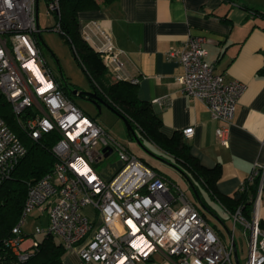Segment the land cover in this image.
<instances>
[{
	"label": "built area",
	"instance_id": "obj_1",
	"mask_svg": "<svg viewBox=\"0 0 264 264\" xmlns=\"http://www.w3.org/2000/svg\"><path fill=\"white\" fill-rule=\"evenodd\" d=\"M44 1L47 14L59 18L60 0ZM38 3L0 0V94L30 141L53 134L49 140L53 165L28 183L20 217L3 241L15 260L26 261L38 245L22 230L25 219L35 212L47 220V227H37L34 233L53 234L66 251L78 256L80 264H239L237 224L247 240L245 264H264L260 226L264 163H256L238 188L244 191L247 183L260 177L249 218L241 207L234 213L223 207L232 220L224 244L177 182L137 158L64 94L38 43ZM55 30L60 32L59 21ZM79 32L100 54L113 78L138 83V78L124 73L125 52L115 46L100 22L88 20ZM207 42L203 36L190 35L167 57L182 65L183 74L177 78L182 93L208 108L219 123L216 138L227 146L228 127L245 86L215 73L214 65L206 61ZM181 133L191 138L194 129L187 127ZM107 149L117 152L121 167L104 181L93 164L106 158ZM27 152L0 117V186Z\"/></svg>",
	"mask_w": 264,
	"mask_h": 264
},
{
	"label": "crops",
	"instance_id": "obj_2",
	"mask_svg": "<svg viewBox=\"0 0 264 264\" xmlns=\"http://www.w3.org/2000/svg\"><path fill=\"white\" fill-rule=\"evenodd\" d=\"M244 6L264 13V0H115L81 13L84 23L100 22L125 52L123 71L138 78V98L152 104L163 134L193 127V136L184 138L190 152L204 167L220 166L216 187L228 196L256 163H264V17ZM190 35L207 39L206 61L214 65L215 73L245 86L228 127L227 146L216 138L219 123L208 108L182 93L177 82L182 65L167 57ZM260 220L264 230V192ZM65 263L80 264L74 252H68Z\"/></svg>",
	"mask_w": 264,
	"mask_h": 264
},
{
	"label": "trees",
	"instance_id": "obj_3",
	"mask_svg": "<svg viewBox=\"0 0 264 264\" xmlns=\"http://www.w3.org/2000/svg\"><path fill=\"white\" fill-rule=\"evenodd\" d=\"M114 1L60 0V16L57 18L60 24V32L69 42L73 57L87 76L91 90L106 102L113 111L128 121L139 139L150 142L159 151L173 159L174 165L181 170V175L201 204L204 205L201 198L202 188H204L213 199L219 201L229 212L234 213L238 207H241L242 214L249 218L251 198L257 192L260 177L253 179L251 183H247L244 191L237 189L231 196L220 194L216 187L220 176V166L215 165L212 168H207L201 165L199 160L190 152V146L185 141L181 131H175L171 136L164 135L161 131V120L154 112L152 104L138 98L137 83L113 78L100 54L93 50L81 37L78 29V14L96 9L100 4L109 5ZM250 12L264 17V13L260 11L250 9ZM37 38L38 43L41 44L40 34L37 35ZM261 71L264 73V69ZM59 80L61 90L72 99L71 90L75 87L66 82L63 75L60 76ZM0 117L19 136L28 149L27 154L17 164L10 178L0 186V264H66L65 258L69 251H66L60 241H56L53 234H45L41 240L37 241V247L24 262L16 261L8 248L3 245L4 239L10 236L12 228L20 217L28 183L35 182L44 176L51 169L54 158L50 151L51 141H49L53 134H43L37 142L30 141L23 129L16 123L11 106L1 94ZM157 172L171 180L164 173ZM202 215L204 216L203 213Z\"/></svg>",
	"mask_w": 264,
	"mask_h": 264
},
{
	"label": "rangeland",
	"instance_id": "obj_4",
	"mask_svg": "<svg viewBox=\"0 0 264 264\" xmlns=\"http://www.w3.org/2000/svg\"><path fill=\"white\" fill-rule=\"evenodd\" d=\"M46 10L45 1L39 0L38 24L40 37L43 42L42 49L53 74L59 78L63 75L66 82L78 90L91 91L90 82L74 59L69 42L61 32L55 30L58 24L57 19L54 18L53 14L48 15ZM81 13L82 12L78 14V19L80 20L78 26L79 31L82 30L84 24L81 19ZM72 99L86 115L90 118L96 119L97 122L108 131L111 137L115 138L118 142L128 148L137 158L156 170L166 174L171 180L177 182L185 192L186 196L203 210L208 224L216 235L224 244L227 243L229 238L228 231L232 229V220L219 201L213 199L208 191L201 187L203 189L201 192V198L204 205L201 204L181 173L169 164L163 162L161 159H158V157L166 162L174 163L163 157L164 155L158 152V149L150 142L140 139V142L142 143V146H140L135 140L130 139L125 124L111 110L102 106L98 113L93 103L76 96ZM93 167L98 173H100L104 181L110 180L121 167L117 152L114 151L110 153L101 162L93 164ZM85 212L90 214L88 209H85ZM37 227H47V220L37 217V214L33 212L25 219L22 230L25 234L39 241L45 234L34 233ZM242 230L243 228L237 224L235 227V242L239 264H245L247 257V240L243 237ZM56 241H59V239L56 238Z\"/></svg>",
	"mask_w": 264,
	"mask_h": 264
},
{
	"label": "water",
	"instance_id": "obj_5",
	"mask_svg": "<svg viewBox=\"0 0 264 264\" xmlns=\"http://www.w3.org/2000/svg\"><path fill=\"white\" fill-rule=\"evenodd\" d=\"M41 44L43 45V42ZM71 95L93 103L95 105L98 113L100 112L102 106L111 110L125 124L128 136H130L131 139L135 140L138 143V145L142 146V143L140 142L138 135L135 133L134 129L131 127V125L128 123V121L123 116H121L120 114L113 111L112 108H110L106 102H104L101 98H99L95 92H93V91H81V90H78L75 88V89L71 90ZM110 153H111V150L107 149V151L105 153V157H107ZM158 159H161L163 162L169 164L170 166L175 168L177 171L181 172L180 169L177 166H175L174 164H172L170 162H166L162 158H159V157H158ZM235 257H236V255H235Z\"/></svg>",
	"mask_w": 264,
	"mask_h": 264
},
{
	"label": "flooded vegetation",
	"instance_id": "obj_6",
	"mask_svg": "<svg viewBox=\"0 0 264 264\" xmlns=\"http://www.w3.org/2000/svg\"><path fill=\"white\" fill-rule=\"evenodd\" d=\"M92 91V90H91ZM74 96H72V98H73Z\"/></svg>",
	"mask_w": 264,
	"mask_h": 264
}]
</instances>
